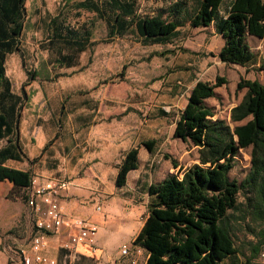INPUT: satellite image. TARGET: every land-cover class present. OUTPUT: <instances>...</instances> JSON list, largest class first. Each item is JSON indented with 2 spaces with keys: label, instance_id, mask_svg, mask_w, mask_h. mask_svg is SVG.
Here are the masks:
<instances>
[{
  "label": "rangeland",
  "instance_id": "1",
  "mask_svg": "<svg viewBox=\"0 0 264 264\" xmlns=\"http://www.w3.org/2000/svg\"><path fill=\"white\" fill-rule=\"evenodd\" d=\"M64 1L24 0L20 51L4 59L10 89L27 97L18 123L22 156L12 164L34 174H56L65 181L58 194L65 187L79 189L74 182L82 186V194L90 190L89 199L82 203L88 217L105 210L115 219L125 217L126 205L141 200L149 183L176 174L164 155L180 168L197 163L196 148L172 136L174 119L195 80L213 81L216 75L224 79L205 103L213 117L227 121L229 108L243 93V89L235 91L239 77L264 83V67L259 68L264 63V31L248 40L251 34L247 33L246 43L256 62L240 65L219 56L223 42L209 27L184 23L167 42L144 43L132 28L121 36L112 35L95 12L75 8L76 0L62 6ZM172 1L136 0V11L151 15ZM58 11L64 25L76 30L84 45L74 65L68 67L56 66L54 61L58 51L69 52L68 48H48L47 21ZM148 139L153 140L150 153L141 144ZM133 146H138V166L128 171L122 186H116L118 163ZM249 166V149H240L229 176L240 182ZM24 200L21 189L0 180L1 253L6 246L14 250L30 234ZM237 201H243L241 191ZM131 207L135 215L144 210L138 203ZM227 227L235 253L217 264H243L246 259L248 264H264V242L251 256L264 223L251 220L239 204L229 212ZM127 231L126 227L105 232L106 246L117 247Z\"/></svg>",
  "mask_w": 264,
  "mask_h": 264
},
{
  "label": "trees",
  "instance_id": "2",
  "mask_svg": "<svg viewBox=\"0 0 264 264\" xmlns=\"http://www.w3.org/2000/svg\"><path fill=\"white\" fill-rule=\"evenodd\" d=\"M186 1L190 2L188 7ZM67 4L69 0L62 6ZM73 4L95 12L112 35L121 36L132 28L144 43L167 42L184 23L194 28L212 27L223 39L219 56L240 65L255 62V54L246 43L247 33L260 36L264 31V0H173L151 15L138 13L136 0H76ZM24 22V0H0V180L21 189L25 198L30 171L4 164L7 159L20 160L22 156L16 137L20 110L27 97L11 91L4 59L6 54L20 51ZM47 37L49 49H69L58 51L56 66L74 65L84 45L81 35L64 25L60 11L49 17ZM221 83L224 79L217 75L213 81L195 80L174 119L172 136L196 148L197 163L180 168L164 155L176 174L168 173L146 186V215L131 241L145 251L143 264H217L233 255L235 246L227 216L239 204L251 220L264 223V84L239 77L235 91L243 89V93L229 108L227 121L213 117L212 108L205 103L215 96L214 89ZM141 144L151 152L152 139ZM246 148L249 170L237 182L229 171L237 152ZM137 154L138 146L122 154L116 186H122L128 171L137 168ZM240 191L242 203L237 201ZM259 232L251 256L264 242V227Z\"/></svg>",
  "mask_w": 264,
  "mask_h": 264
},
{
  "label": "crops",
  "instance_id": "3",
  "mask_svg": "<svg viewBox=\"0 0 264 264\" xmlns=\"http://www.w3.org/2000/svg\"><path fill=\"white\" fill-rule=\"evenodd\" d=\"M195 28L205 29L206 27H195ZM209 28L212 29V27H209ZM213 34L217 35L214 32ZM217 36H219L223 42L222 37L220 35H217ZM250 37H254V36L249 35L247 37V40ZM255 62H256V56H255ZM255 62L250 63L249 65L253 66ZM19 118H20V115H19ZM18 123H19V119H18ZM16 140L18 142V126H17ZM14 161L17 162L18 160L7 159L4 161V164L10 167L16 168V169H21L18 166L12 164V162ZM35 175H37L41 179H51L55 181L59 180L58 178H56L55 176L56 174H53V173H44V174L35 173ZM74 184H75L74 185L75 188H79V189L71 190L68 187H65V189L60 190L59 192L60 194L57 193L58 202L62 208V214H63L64 219H63L62 225L60 226L57 232L49 233L47 235L48 247H49L48 253L51 257L56 259V264H143L146 258L145 251L142 248H138V250L136 251L133 250L131 241L136 235V233L139 231L143 223V220L145 218L147 193L145 192V195L143 198H141V200L139 199L136 201H131V202L129 201V204L126 205L128 206V211L126 212L125 217H119V218L117 217L115 219L113 215H111V213L105 210L101 215H98L92 218V217H88V215L85 214L84 212L85 207L82 204L86 199H89V195L91 194V191L88 189H85L86 190L85 193L82 194V191L80 190L82 186L76 182H74ZM61 186L59 185L57 189ZM137 203L141 204L144 210L143 212L141 213L138 212V214L135 215L132 213L133 207L131 206H135V204ZM26 209L28 213V208L26 207ZM99 209H100V206H99ZM139 217L142 218V221L139 220ZM75 218L84 219L86 222L95 225L96 227V232L94 235L95 249L93 251H90L86 245L77 244L75 247L76 255L73 258L66 259L65 251L60 247V244L63 241L67 240L69 236L74 232L72 220ZM126 227L128 228V231L125 233L123 238L119 241L117 247L115 246V248H110L106 246V243H105L106 237H104L105 232L113 231V230L120 231L121 228L125 229ZM122 243H127L129 245L130 247L129 255L124 256L120 254L119 246ZM1 249H2L1 250L2 253L0 252V255H1L0 264H9L8 263L9 260L7 259L9 255H6L7 254L6 252H7V249H9V246L2 247ZM11 264H13V262ZM32 264H38V263H32Z\"/></svg>",
  "mask_w": 264,
  "mask_h": 264
},
{
  "label": "built area",
  "instance_id": "4",
  "mask_svg": "<svg viewBox=\"0 0 264 264\" xmlns=\"http://www.w3.org/2000/svg\"><path fill=\"white\" fill-rule=\"evenodd\" d=\"M30 174V183L24 189L25 205L31 220L30 234L26 241L18 244L14 250L10 247L7 249L8 263L56 264V259L48 253L47 235L57 232L63 223L64 218L58 202L57 187L63 185L65 181L62 179L58 181L41 179L33 172ZM95 209L98 210L99 206H95ZM139 220L141 221L142 218L139 217ZM72 225L74 232L60 244V247L65 251L66 259L76 255L75 247L77 244L86 245L90 251L95 249V225L81 218L73 219ZM132 248L136 251L140 247L132 245ZM129 249L127 243H122L119 246L120 254L124 256L129 255Z\"/></svg>",
  "mask_w": 264,
  "mask_h": 264
}]
</instances>
